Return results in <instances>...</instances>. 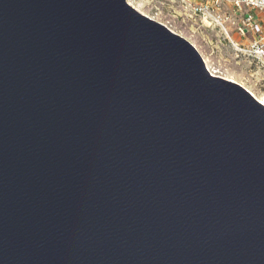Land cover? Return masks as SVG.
I'll list each match as a JSON object with an SVG mask.
<instances>
[{
    "label": "water",
    "instance_id": "95a60500",
    "mask_svg": "<svg viewBox=\"0 0 264 264\" xmlns=\"http://www.w3.org/2000/svg\"><path fill=\"white\" fill-rule=\"evenodd\" d=\"M0 264H264V104L128 0H0Z\"/></svg>",
    "mask_w": 264,
    "mask_h": 264
},
{
    "label": "rangeland",
    "instance_id": "374dc122",
    "mask_svg": "<svg viewBox=\"0 0 264 264\" xmlns=\"http://www.w3.org/2000/svg\"><path fill=\"white\" fill-rule=\"evenodd\" d=\"M143 12L162 22L169 28L182 33L192 42L209 65L225 73L230 71L235 77H244L246 85L259 94H264V69L246 57H237L234 50L225 40L220 28H201L188 17V11L175 0H132ZM237 34L235 39H240ZM246 75H245V74ZM244 74V75H243ZM237 75V76H236Z\"/></svg>",
    "mask_w": 264,
    "mask_h": 264
},
{
    "label": "built area",
    "instance_id": "2783aa9c",
    "mask_svg": "<svg viewBox=\"0 0 264 264\" xmlns=\"http://www.w3.org/2000/svg\"><path fill=\"white\" fill-rule=\"evenodd\" d=\"M175 2L181 4L188 11V17L201 28H220L226 42L236 50L237 57H246L258 64L260 69H264V0H175ZM232 27L241 36L239 40L232 36Z\"/></svg>",
    "mask_w": 264,
    "mask_h": 264
},
{
    "label": "bare ground",
    "instance_id": "6f19581e",
    "mask_svg": "<svg viewBox=\"0 0 264 264\" xmlns=\"http://www.w3.org/2000/svg\"><path fill=\"white\" fill-rule=\"evenodd\" d=\"M129 1V3L134 7V8H136L137 10H139L140 12H142L143 14H145V15H148L147 13H145V12H143V10H141L140 8H139V6H138V4H136V2H134V1H132V0H128ZM149 16V15H148ZM151 17V16H150ZM152 18V17H151ZM154 19V18H153ZM156 20V19H155ZM158 21V20H157ZM158 22H160V21H158ZM160 23H162V22H160ZM206 23H207V25L209 24V21L207 20L206 21ZM163 24V23H162ZM165 25V24H164ZM206 25V26H207ZM167 26V25H166ZM168 27V26H167ZM171 29V28H170ZM171 30H173V29H171ZM175 33H177V34H179L180 36H183L185 39H187L192 45H194L195 46V44H194V42H192L190 39H188L186 36H184L182 33H179V32H177V31H175V30H173ZM198 50V49H197ZM203 57V60H204V62L207 64V66L209 67V69H210V71L213 73V75H215V76H221V77H223V78H227V79H230V80H233V81H237L236 79H235V76H233V75H230V74H227V73H225L224 71H221L220 69H218L217 67H213V66H211V65H209V61H208V59L205 57V56H202ZM238 82H240V81H238ZM237 82V83H238ZM239 84H241L243 87H245L253 96H255L260 102H262L263 104H264V94H259V93H257V92H255L254 90H252V89H250L249 87H247L246 85H244V83H239Z\"/></svg>",
    "mask_w": 264,
    "mask_h": 264
},
{
    "label": "crops",
    "instance_id": "0c3cea01",
    "mask_svg": "<svg viewBox=\"0 0 264 264\" xmlns=\"http://www.w3.org/2000/svg\"><path fill=\"white\" fill-rule=\"evenodd\" d=\"M231 31L234 33V37H236L237 36V33H236V30H235V28L234 27H232L231 28ZM238 40H239V38H238ZM243 41H245V42H248V40H243ZM227 74H229V73H227ZM245 74V73H244ZM243 74V75H244ZM230 75H233V76H235L234 75V73H232L231 71H230ZM246 75V74H245ZM237 76V75H236ZM235 79L237 80L236 82H238V81H240L241 83H244V85H246V83L244 82V77H240L239 75L237 76V77H235ZM240 82H238V83H240ZM247 86V85H246ZM248 87V86H247ZM250 88V87H249ZM250 89H252V88H250ZM252 90H254V89H252ZM255 92H257V93H259L258 91H256V90H254Z\"/></svg>",
    "mask_w": 264,
    "mask_h": 264
},
{
    "label": "flooded vegetation",
    "instance_id": "af4514ba",
    "mask_svg": "<svg viewBox=\"0 0 264 264\" xmlns=\"http://www.w3.org/2000/svg\"><path fill=\"white\" fill-rule=\"evenodd\" d=\"M236 18H237V14H236ZM232 36H234V33L232 32Z\"/></svg>",
    "mask_w": 264,
    "mask_h": 264
}]
</instances>
